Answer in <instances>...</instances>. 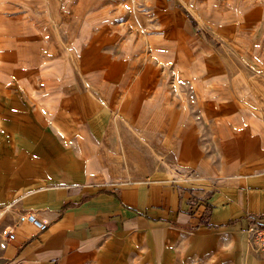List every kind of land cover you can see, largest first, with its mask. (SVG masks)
I'll list each match as a JSON object with an SVG mask.
<instances>
[{"label":"crops","instance_id":"0c3cea01","mask_svg":"<svg viewBox=\"0 0 264 264\" xmlns=\"http://www.w3.org/2000/svg\"><path fill=\"white\" fill-rule=\"evenodd\" d=\"M39 1L46 7L45 0ZM48 1L58 2L55 4V16L51 20L43 15V18L31 19L35 26L45 27L41 37L31 35L32 31L26 34L27 26L24 27L26 35L16 37V26L27 25L28 18L10 17L8 35H13L3 41L8 38L15 42L19 39L20 42L19 45L0 48V202H9L7 209L0 211V264H109L114 260L106 259L107 253L118 249L123 251V248L127 251L129 239L132 249L140 252V258L150 259L160 255L162 237L168 239L165 249L168 250V264H171V260L182 259L184 254L191 257L196 254V244L178 242L182 236L187 237L195 231L203 233L208 228H245L250 223V215L264 219V85L258 83L257 76L244 77L248 88L243 91L249 92L243 99H240L241 79L234 78L232 103L226 85L216 83L213 86L219 91L220 99L228 98L232 112L234 108L231 118L224 112L226 108L222 102H203V91L198 88L200 83L191 81L199 106L209 107L212 115L222 114L216 117L219 120L216 143L224 148L223 162L229 165L223 164L220 168L229 169L232 173L218 176L214 188L209 182L200 183V186L178 183L181 187L162 184V177L173 176L174 183L177 177L172 173L162 174L160 162L144 151H136V154L140 155V163L141 160L142 164L148 163L147 168L153 170L149 173V180L129 181L136 177L138 171L136 173L129 167V158L121 157L123 160L120 161L116 157L119 151L117 133L112 137L110 134L99 136L101 141L87 142L84 147L79 142L73 149L62 150L59 139L48 141L45 132L34 129L29 115L22 113L16 96H13L17 77L22 89L26 90L30 81L28 73L36 72L34 68L27 69V58H32L30 65H36L40 56L37 48L54 57V66L47 72L51 73L49 79L54 88H59L61 69H67L65 49L61 43H72L74 52L79 53L81 42L102 41L101 30L90 36L92 26L107 25L110 21L106 19L108 14L104 10L82 14V10L90 8L91 0H87L90 4L83 6L81 0ZM114 5L117 8L121 6L118 2ZM131 85L132 92L125 93L123 98L126 106L131 101V108H138L127 120H136L140 130L149 127L152 135L156 131H164L166 136L174 138L172 144L178 147L180 155L184 154L186 158L190 152L194 155L198 147L190 138L192 132L179 125L184 119L182 114L187 118L191 115L189 104L185 106L184 113L183 110L175 111L168 119L164 115L149 114L154 102H146L140 87L134 83ZM237 97L239 105L255 104L260 107L259 112L246 114L240 110L237 113ZM73 99L97 108L87 95L74 92ZM217 104L220 110H216ZM21 113L20 129L17 130V114ZM35 116L40 123H45L39 111ZM144 120L149 125L144 126ZM227 120H233V129ZM177 131L178 134L175 133ZM124 153L126 155L127 151ZM152 162L153 165L150 164ZM198 197H207L210 208L207 216L203 207L194 204V198ZM29 212L47 221L48 229L38 231L26 219ZM155 220L163 223L164 232L150 226ZM8 231L14 232L13 239H7ZM136 241L146 246L135 245ZM146 247L152 251L145 256ZM121 256L125 260V254ZM117 259L122 261L120 257ZM255 262L264 264V259H256Z\"/></svg>","mask_w":264,"mask_h":264},{"label":"rangeland","instance_id":"374dc122","mask_svg":"<svg viewBox=\"0 0 264 264\" xmlns=\"http://www.w3.org/2000/svg\"><path fill=\"white\" fill-rule=\"evenodd\" d=\"M81 1L82 6L90 4L87 0ZM90 2V8L82 10V14L83 12L98 13L102 10L108 14L106 19L110 20L109 24L93 25L90 35L93 36L101 30L104 40L102 36V41L99 42H81L82 48L79 53L74 52L72 43H61L65 49L64 62L67 69H61L59 88H54L49 79L52 77L51 73L47 72L53 68L56 59L37 48L40 55L39 64L30 65L32 58H27V69L36 70L32 75L30 73L27 75V78H30L27 89H22L18 77L16 79V93L13 96H16L18 108H22L20 109L22 113L29 115V120L35 125L36 131L45 132L46 140L59 139L62 150L73 149L79 142L84 147L88 145L87 142L101 141V136L110 134L112 137L117 133L119 138L116 142L119 151L116 157L120 161L129 158V167L134 168L136 173L138 171L136 177L129 181L148 179L149 173L153 171L147 168L148 163L142 164V160L140 163V155H137L136 151L139 153L144 151L160 162L162 174L172 173L177 177L175 183L172 181L173 176L162 177L160 178L162 184L200 186V183L209 182L214 188L218 176L232 173L229 169L220 168L223 164L229 165L223 162L224 148L221 149L216 143L219 124L216 117L222 114L212 115L209 113V107L199 106L191 81L200 83L198 88L203 91V102L211 101L213 104L222 102L226 108L224 112L230 118L234 108L232 112V108L228 106V98L220 99L219 91L213 87L216 83L228 87L226 90L230 94L231 103L235 77L241 79L240 99L249 92L243 91L248 88L244 77L257 76L258 83L264 85V0H91ZM116 2L121 6L117 8L114 5ZM43 3L46 7H43L39 0H0V39H2L0 48L5 45H19L20 42L19 39L15 42L8 38L3 41L5 37L13 35H8L10 17L28 18L27 25L16 26V37L26 35L30 31H32L31 35L42 36L45 27L40 24L35 26L31 19L43 15L51 20L56 13L55 4L58 5L57 1L47 3L45 0ZM32 44L35 43L32 41ZM115 62H119L120 65L116 66ZM132 83L140 87L139 90L145 95L146 102H154L148 110L149 114L151 112L164 115L168 119L175 111L179 113L183 110L184 113L185 106L190 105L187 107L191 115L187 118L186 114L185 116L182 114L184 119L179 125H183L186 129L188 127L192 132L190 138L198 147L194 155L191 152L187 158L184 154L180 155L177 152L178 147L172 144L174 138L166 136L164 131H156L152 135L149 127L143 132L144 130L136 126V120H127L128 116L132 115V112L136 113L135 109L138 108H131V101L126 106L123 98L125 93L132 92ZM238 85L237 80L236 90ZM71 88L74 91H71ZM74 92L87 95L97 108L82 100L74 101ZM237 98V113L240 110L246 114L259 112V106L239 105V97ZM38 111L44 116L43 124L35 116ZM22 113L17 114V123L15 122L17 130L20 129ZM227 121L228 126L233 129V120ZM143 122L144 126L149 125L147 121ZM57 126L60 128H55ZM179 131L175 133L178 134ZM125 151H127L126 155ZM202 159H206L203 164L200 163ZM150 164L153 165V162ZM145 165L146 169L143 173L142 169ZM199 200L204 201L208 207L207 197L194 198V204L200 206ZM8 204L9 202L1 201L0 211L6 210ZM209 209L203 210L204 215H208ZM249 218L252 224L251 221L254 222L252 219L258 216L250 215ZM155 221L150 223V226L159 229L161 233L164 232L163 223ZM245 228L236 230L208 228L203 233L195 231L187 237L182 236L178 242L196 244L197 247L194 249L196 254L192 255L193 257L184 254L182 259L171 260L170 263L254 264L256 259H264V249H255L251 246ZM128 242L127 251L123 248V251L118 249L107 253L106 259L114 260L112 262L109 260L111 262L109 264L169 263L168 250L165 249L168 239L161 238L160 255L150 259L140 258V252L132 249L133 244L130 239ZM134 244L146 246L137 241ZM151 251L146 247L145 256ZM122 253L126 256L125 260L122 259ZM119 257L122 261L117 259Z\"/></svg>","mask_w":264,"mask_h":264},{"label":"built area","instance_id":"2783aa9c","mask_svg":"<svg viewBox=\"0 0 264 264\" xmlns=\"http://www.w3.org/2000/svg\"><path fill=\"white\" fill-rule=\"evenodd\" d=\"M199 205L202 207L203 210L206 207V203L202 200H199ZM206 211V210H204ZM26 219L32 225L36 227L38 231H45L48 229L49 225L47 221H43L39 219L35 213L29 212L26 214ZM254 222L251 221L252 224H248L246 229V235L248 241L251 243V246L255 249H264V219L254 218L252 219ZM7 239H13L15 237L14 232L8 231L6 233Z\"/></svg>","mask_w":264,"mask_h":264}]
</instances>
